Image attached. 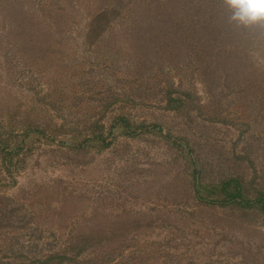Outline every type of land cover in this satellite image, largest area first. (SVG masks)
Wrapping results in <instances>:
<instances>
[{"label": "rangeland", "instance_id": "374dc122", "mask_svg": "<svg viewBox=\"0 0 264 264\" xmlns=\"http://www.w3.org/2000/svg\"><path fill=\"white\" fill-rule=\"evenodd\" d=\"M193 163L264 190V25L0 0V264H264L262 214L198 201Z\"/></svg>", "mask_w": 264, "mask_h": 264}, {"label": "trees", "instance_id": "16d2710c", "mask_svg": "<svg viewBox=\"0 0 264 264\" xmlns=\"http://www.w3.org/2000/svg\"><path fill=\"white\" fill-rule=\"evenodd\" d=\"M125 125L126 130H128V123L125 122ZM154 127L157 128L158 126L155 125ZM101 140L107 144L102 138ZM180 144L181 146L184 145L183 143ZM192 177L195 196L198 201L223 207L238 206L241 209L257 210L264 217V190L258 189L255 195H248L242 180L238 177H229L215 185L204 184L200 181L201 172L196 164L193 167Z\"/></svg>", "mask_w": 264, "mask_h": 264}, {"label": "clouds", "instance_id": "9594fccd", "mask_svg": "<svg viewBox=\"0 0 264 264\" xmlns=\"http://www.w3.org/2000/svg\"><path fill=\"white\" fill-rule=\"evenodd\" d=\"M229 25L250 29L264 25V0H220Z\"/></svg>", "mask_w": 264, "mask_h": 264}]
</instances>
